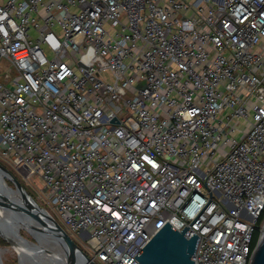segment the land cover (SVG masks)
Wrapping results in <instances>:
<instances>
[{"label": "built area", "instance_id": "2783aa9c", "mask_svg": "<svg viewBox=\"0 0 264 264\" xmlns=\"http://www.w3.org/2000/svg\"><path fill=\"white\" fill-rule=\"evenodd\" d=\"M0 147L96 264L166 223L194 264H251L264 0H0Z\"/></svg>", "mask_w": 264, "mask_h": 264}, {"label": "water", "instance_id": "95a60500", "mask_svg": "<svg viewBox=\"0 0 264 264\" xmlns=\"http://www.w3.org/2000/svg\"><path fill=\"white\" fill-rule=\"evenodd\" d=\"M0 178L9 194L13 195L14 191L18 193L20 201L18 203L0 195V216L4 215L3 218L14 225L24 222L33 223V231L29 233L33 241L18 234L20 239L32 245L35 250L40 246L39 251L48 256L52 255L44 247L45 245L62 248L63 259L56 258L59 264H96L1 164ZM5 179L13 186H8ZM187 231L188 228L178 231L171 224L166 223L134 258L139 264H194L192 256L195 253L198 237L194 234L187 239L185 237ZM1 237L10 246L14 245L6 235ZM0 264H2L1 261ZM251 264H264V234L254 249Z\"/></svg>", "mask_w": 264, "mask_h": 264}, {"label": "bare ground", "instance_id": "6f19581e", "mask_svg": "<svg viewBox=\"0 0 264 264\" xmlns=\"http://www.w3.org/2000/svg\"><path fill=\"white\" fill-rule=\"evenodd\" d=\"M0 195L6 196L8 199H12L20 203L18 193L14 191L13 195L9 194L6 186L1 181V178H0ZM3 216H0V236L6 235L13 241L14 245L11 246L10 248H0V259L1 256L7 253L8 251H14L19 256V259L21 261L23 260L24 263L29 262L31 264H59V260L56 258L58 257L63 259L62 248L55 247L52 245H45L44 247L47 248L52 255V256H48L39 251L40 246H38V248L35 250V248L32 245H30L29 243L25 242L24 240L18 237L19 233L16 231V227L18 226L22 227L29 234L32 233L33 231L32 229L33 223L24 222L19 225H14L6 218H3ZM21 257H23V259Z\"/></svg>", "mask_w": 264, "mask_h": 264}, {"label": "rangeland", "instance_id": "374dc122", "mask_svg": "<svg viewBox=\"0 0 264 264\" xmlns=\"http://www.w3.org/2000/svg\"><path fill=\"white\" fill-rule=\"evenodd\" d=\"M244 127V124H242V128ZM1 149V147H0ZM0 164L5 167L16 179L18 178V181L21 183V185L24 187V189L28 192V194L35 200V202L40 206L43 207V204L40 200H38V193L43 188L42 182L38 177H33L31 180V184L25 182L23 180V177L21 175H18L14 170L8 166L5 162L0 160ZM6 183L13 186L11 182L6 180ZM16 231L24 238L28 239L29 241H33L31 236L26 232L25 229L18 226L16 227ZM75 242L79 245L85 244L87 242V239L83 238H77L75 239ZM11 246L0 236V248H10ZM21 256V255H20ZM23 259V257H21ZM2 264H31V263H24L23 260L21 261L19 259V256L14 251H8L7 253L3 254L0 259Z\"/></svg>", "mask_w": 264, "mask_h": 264}, {"label": "trees", "instance_id": "16d2710c", "mask_svg": "<svg viewBox=\"0 0 264 264\" xmlns=\"http://www.w3.org/2000/svg\"><path fill=\"white\" fill-rule=\"evenodd\" d=\"M16 179L18 180V178H16ZM7 185L10 186V187H12V186L9 185L8 183H7ZM263 223H264V211H263V213H262L260 219L258 220L257 225H258V226H261ZM257 237H258V234H257V232H256L255 235H254V240H256Z\"/></svg>", "mask_w": 264, "mask_h": 264}]
</instances>
